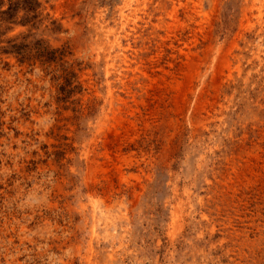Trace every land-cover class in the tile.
<instances>
[{
	"label": "rangeland",
	"instance_id": "rangeland-1",
	"mask_svg": "<svg viewBox=\"0 0 264 264\" xmlns=\"http://www.w3.org/2000/svg\"><path fill=\"white\" fill-rule=\"evenodd\" d=\"M31 2L0 21L30 48L0 53V264H264V0Z\"/></svg>",
	"mask_w": 264,
	"mask_h": 264
},
{
	"label": "trees",
	"instance_id": "trees-1",
	"mask_svg": "<svg viewBox=\"0 0 264 264\" xmlns=\"http://www.w3.org/2000/svg\"><path fill=\"white\" fill-rule=\"evenodd\" d=\"M2 6V0H0V7ZM34 4L31 2V0H8V8L5 11H0V21H9L12 19L16 11L22 7L25 9L27 12L28 11H33L34 10ZM30 19H33V16L30 17ZM25 22V21H24ZM1 36V34H0ZM1 42V41H0ZM7 43H11L8 48H2L0 47V53H14L17 57H19L20 61H23L26 59L27 56L30 57L29 55V47L28 44H16L12 43V41H8ZM36 45V55L37 58H42L45 57V59L48 60V53L46 52L45 48L41 46L39 42L35 43Z\"/></svg>",
	"mask_w": 264,
	"mask_h": 264
}]
</instances>
